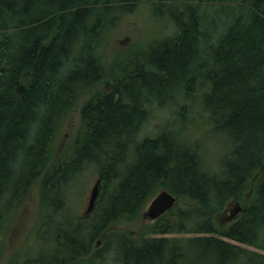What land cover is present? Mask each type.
Returning a JSON list of instances; mask_svg holds the SVG:
<instances>
[{
    "label": "trees",
    "instance_id": "16d2710c",
    "mask_svg": "<svg viewBox=\"0 0 264 264\" xmlns=\"http://www.w3.org/2000/svg\"><path fill=\"white\" fill-rule=\"evenodd\" d=\"M142 1L168 15L172 33L122 75L109 73L102 37ZM229 6L233 18L219 29L214 17ZM101 83L110 89H96ZM93 88L83 131L56 158L62 124ZM196 90L208 124L231 145L221 173L209 171L200 144L179 128L138 139L155 105L190 100ZM91 167L100 196L94 211L78 216L70 197ZM36 184L42 242L23 264H264V0H0V236ZM164 189L193 205L177 202L149 232L193 236L107 233ZM231 201L241 213L219 227Z\"/></svg>",
    "mask_w": 264,
    "mask_h": 264
},
{
    "label": "rangeland",
    "instance_id": "374dc122",
    "mask_svg": "<svg viewBox=\"0 0 264 264\" xmlns=\"http://www.w3.org/2000/svg\"><path fill=\"white\" fill-rule=\"evenodd\" d=\"M214 4L219 5V3L216 2H214ZM211 5L212 3L207 4L205 7V14H207L206 17L209 19V15H213L211 13L213 11V6ZM208 8L210 9L208 10ZM220 11L214 18L216 19V23H220L218 26L219 29L223 30V22L226 21L225 19L228 21L233 18L235 9L229 6ZM169 19L168 15L161 17L157 16L153 4L142 1L133 13L124 14L116 20L114 26L108 29L104 37H102L103 39L98 47V52L103 58V63L104 66H106L107 72H117L122 75L123 70L131 69L133 62L138 60V55H140L142 60L143 54L141 53L148 48L154 39L172 33L171 26L173 22ZM216 30L217 29H215L214 32H216ZM96 89L108 91L110 87L107 83H101ZM95 91L96 90L93 88L83 93L80 100L76 103L62 124L55 141L56 158L62 157L66 153L72 151L75 139L77 135L83 131L85 125L82 119V107L90 98V95ZM193 94L194 96L190 100L181 97L177 103L171 102L165 105H155L153 111H151L149 120L142 126L138 134V139L142 140L146 137H156L164 131L179 128L182 136L185 137L188 142L200 144L204 158L209 161L207 162L209 171L221 173L223 168L222 165L218 163L219 158L222 157L224 152L230 150L231 145H227L228 139L224 132L218 130L217 132L214 131L208 124V112L205 111L201 98L203 96L202 91L196 90ZM98 177L99 173L97 167L89 168L80 177L81 180L78 182L79 186L76 187L75 191L76 196L72 197L71 195L69 201L72 211L78 216L86 215L91 192ZM83 182H85V184ZM158 193L159 192L150 199L140 214L133 218L114 223L108 229L107 233L125 231L138 241L144 236L147 238L150 236H168L181 239L193 236L192 234L159 235L149 232V229L151 230L153 225L157 224L161 219L152 220L147 216L149 204ZM180 205H182L181 209H186L193 204L191 203L190 205L188 202L182 201ZM241 210L242 206L239 202L231 201L228 206L218 214L216 218L217 225L223 228L227 227L239 217ZM41 211L40 188L39 185L36 184L25 202L22 203V206L8 222L7 228L0 236V243L4 246L0 253V264H9L10 262L23 264L27 260L26 254L30 256L35 255V252L38 251V247L42 242L38 237V231L41 228ZM74 213L72 212L70 214L73 216ZM60 217L65 218L62 215ZM58 220L62 219L58 218ZM49 233H51V231ZM213 235L217 236L216 234ZM48 237H50V234H48ZM105 238L106 236L99 239L100 244L97 243L96 248H101L105 242ZM229 241L232 242V240ZM240 245L251 248L248 245ZM112 256L108 257L110 258ZM104 264L117 263L110 258Z\"/></svg>",
    "mask_w": 264,
    "mask_h": 264
},
{
    "label": "water",
    "instance_id": "95a60500",
    "mask_svg": "<svg viewBox=\"0 0 264 264\" xmlns=\"http://www.w3.org/2000/svg\"><path fill=\"white\" fill-rule=\"evenodd\" d=\"M100 191H101V179L99 178L98 180H96V183L94 184L91 192L89 205L86 210L87 215L94 210L100 196ZM177 201H178V197L175 196L173 193L167 190H162L150 202L147 211V216L152 220H157L161 216L166 214L168 211H170L175 206Z\"/></svg>",
    "mask_w": 264,
    "mask_h": 264
},
{
    "label": "bare ground",
    "instance_id": "6f19581e",
    "mask_svg": "<svg viewBox=\"0 0 264 264\" xmlns=\"http://www.w3.org/2000/svg\"><path fill=\"white\" fill-rule=\"evenodd\" d=\"M164 190H166V189H164ZM167 191H169V190H167ZM170 192V191H169ZM96 207V206H95ZM94 211V210H93ZM98 244H100V241H98Z\"/></svg>",
    "mask_w": 264,
    "mask_h": 264
}]
</instances>
